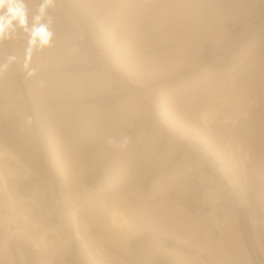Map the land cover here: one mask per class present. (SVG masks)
<instances>
[{"label": "rangeland", "instance_id": "374dc122", "mask_svg": "<svg viewBox=\"0 0 264 264\" xmlns=\"http://www.w3.org/2000/svg\"><path fill=\"white\" fill-rule=\"evenodd\" d=\"M151 1L0 0V264H264V0Z\"/></svg>", "mask_w": 264, "mask_h": 264}, {"label": "bare ground", "instance_id": "6f19581e", "mask_svg": "<svg viewBox=\"0 0 264 264\" xmlns=\"http://www.w3.org/2000/svg\"><path fill=\"white\" fill-rule=\"evenodd\" d=\"M142 0H138V4H142L144 1L146 2V3H152V1L151 0H143V2L142 3H139V2H141ZM163 1V0H162ZM161 1V2H162ZM171 0H169V1H164V3L165 2H170ZM90 2V1H89ZM115 2V1H114ZM154 2V1H153ZM156 2H159V4L161 3L160 2V0L159 1H156ZM173 2V1H172ZM128 3V2H127ZM135 3V2H134ZM148 3V4H149ZM164 3H162L163 4V6H166V3H165V5H164ZM136 4L137 3H135V6H136ZM158 4V3H157ZM170 6H172L173 4L172 3H168ZM168 4H167V7H169L168 6ZM175 4V3H174ZM178 4V3H177ZM201 4V3H200ZM134 5V4H133ZM145 6L147 5V4H144ZM161 5V4H160ZM179 5V4H178ZM197 5H198V3H197ZM128 6V5H127ZM139 6L140 5H138V8H139ZM142 6V5H141ZM145 6H142L143 7V9H146V11H147V9H149L150 7H148L149 5H147V7L145 8ZM153 6V5H152ZM177 6V5H176ZM180 6V5H179ZM182 6V5H181ZM131 7H132V5H131ZM157 7V6H156ZM155 7V8H156ZM161 7V6H160ZM184 7H186V6H184ZM194 7V6H193ZM130 8V7H129ZM137 8V9H138ZM177 8H178V6H177ZM181 8V7H180ZM199 8V7H198ZM134 9V8H133ZM156 9H158V8H156ZM164 9H166V8H164ZM162 10V11H164V12H167V11H169V10ZM172 9V8H171ZM170 9V10H171ZM184 9V8H183ZM182 9V10H183ZM141 10V9H140ZM139 10V11H140ZM180 10V9H179ZM127 11V10H126ZM134 10H131L130 12H131V14L130 13H127L128 15H133L132 17H134V13L136 12H133ZM138 11V10H137ZM139 11H138V13H139ZM144 11V10H143ZM158 12H156L157 13V18L159 17V16H161V14L159 15V12H161V10L159 11V10H157ZM171 11H173V9L171 10ZM177 11V10H176ZM150 12V11H149ZM173 12H175V10L173 11ZM172 12V13H173ZM133 13V14H132ZM154 13V15H155V10L151 13V14H153ZM161 13H163V12H161ZM144 14V13H143ZM147 14V13H146ZM150 14V15H151ZM165 14V13H164ZM126 15V14H125ZM139 15V14H138ZM137 15V16H138ZM140 15H142V14H140ZM163 15V14H162ZM169 15V14H168ZM174 15V14H173ZM127 16V15H126ZM136 16V15H135ZM144 16V15H143ZM143 16H139V17H143ZM164 16V15H163ZM131 17V18H132ZM147 17V16H146ZM145 17V18H146ZM152 17H153V15H152ZM152 17L150 18V19H152ZM169 17V16H168ZM168 17H166V19L168 18ZM175 17L177 18V17H179V16H176L175 15ZM127 18V17H126ZM135 18V17H134ZM134 18L132 19V21L134 20ZM145 18H143L144 20H145ZM138 19V18H137ZM147 19V18H146ZM156 19V18H155ZM164 19V18H163ZM169 19V18H168ZM172 19V18H171ZM143 20V21H144ZM152 20H154V19H152ZM138 21V20H137ZM159 21V20H158ZM167 21V20H166ZM170 21H172V22H174V19L173 20H170ZM169 21V22H170ZM184 21V20H183ZM130 22V19H129V21H128V23ZM134 22V21H133ZM186 22V21H185ZM131 23V22H130ZM141 23H142V21H141ZM156 23V22H155ZM166 23V22H165ZM140 24V23H139ZM154 24V23H153ZM158 24V23H157ZM160 24V23H159ZM185 24V23H184ZM190 24V23H189ZM127 25L128 24H126V27H127ZM132 25V24H131ZM138 25V24H137ZM155 25V24H154ZM166 25V24H165ZM176 25V23L174 24V26ZM129 26V25H128ZM161 26H162V23H161ZM169 26V25H168ZM172 26V25H171ZM138 27V26H137ZM144 27H146V26H144ZM154 27V26H153ZM155 27H156V25H155ZM173 27V26H172ZM123 28H125V26L123 27ZM157 28V27H156ZM166 28H167V26H166ZM163 29V28H162ZM161 29V30H162ZM160 30V31H161ZM142 32V31H141ZM159 33H161V32H159ZM162 34V33H161ZM163 35V34H162ZM156 38V37H155ZM138 53H140V52H138ZM141 60V59H140ZM137 63V62H136ZM207 115H209L208 113H206ZM206 114H204L203 115V117L206 115ZM233 121V120H232ZM2 147V146H1ZM0 147V148H1ZM230 150H229V152H230V155L232 156V159H233V162L234 163H236V165L238 164H242V162H241V160L240 159H238V158H236L235 157V154L233 153V150L231 149V147L229 148ZM8 155H10L9 157L10 158H12V159H15L16 160V156L13 154V153H11V151L9 150V149H4V150H1L0 149V158L2 157V156H8ZM5 157V158H6ZM9 159V158H8ZM3 161H4V159H3ZM238 161H239V163H238ZM9 162V161H8ZM72 162V161H71ZM3 166V165H2ZM9 172H11V170H9ZM12 173H13V171H12ZM10 175H11V173H9ZM0 182H1V185H2V189H3V191H4V193L6 194V196L8 197V198H10L11 196H10V191H8V188H7V186H6V180H5V176H4V174H3V171H2V169H1V163H0ZM9 190H10V188H9ZM86 201L88 202V199L86 198ZM113 208V207H112ZM105 209V208H104ZM76 210V209H75ZM75 210L74 209H71L70 211H69V213H70V216L72 217L71 219L74 221V224L75 225H77V223H76V219H75ZM110 212H109V215L108 216H110V218H111V221H112V223H115V224H120V223H123V222H125L126 220V218L125 217H123V215L119 212V211H117L116 209L114 210V209H108ZM106 212H108L107 210H106ZM40 214V213H39ZM42 214V213H41ZM36 216V215H35ZM41 216V215H40ZM43 216V215H42ZM41 216V217H42ZM230 216V215H229ZM228 216V217H229ZM232 216V215H231ZM230 216V217H231ZM230 217H229V219H230ZM233 219V218H232ZM234 219H235V217H234ZM231 220V219H230ZM231 223V222H230ZM232 224H235V223H233V221H232ZM32 225H33V227H35L36 229H37V231H38V240H39V242H40V244L41 245H43L44 247L45 246H47L48 244H49V242H48V238H47V236H48V234H54L55 236H58L59 237V234H58V232H57V224H53V225H49V226H45V227H39L38 226V224H37V222H32ZM227 226H229V224L227 225ZM230 228V231H232V230H234V229H232L231 230V226H229ZM78 234V235H77ZM76 235L77 236H81V234L77 231V233H76ZM37 240V239H36ZM40 247H42V246H40ZM43 247V248H44ZM42 248V249H43ZM260 249V248H259ZM42 251H45V250H42ZM45 253H47L46 251H45ZM261 253V255H262V252H260ZM241 257V256H240ZM246 259H247V257L246 256H244ZM92 259H94L93 257H91ZM239 259V258H238ZM94 261H96V260H94ZM248 261L249 260H247V264H248ZM237 262V261H236ZM242 262V261H241Z\"/></svg>", "mask_w": 264, "mask_h": 264}, {"label": "clouds", "instance_id": "9594fccd", "mask_svg": "<svg viewBox=\"0 0 264 264\" xmlns=\"http://www.w3.org/2000/svg\"><path fill=\"white\" fill-rule=\"evenodd\" d=\"M9 10L11 11V19L16 20L19 19L21 25L25 24V14L23 11V6L18 4L9 3L7 5ZM39 19V18H37ZM34 36H39L41 38L42 44H47L48 42V35L45 32L43 27L37 29L33 33Z\"/></svg>", "mask_w": 264, "mask_h": 264}, {"label": "built area", "instance_id": "2783aa9c", "mask_svg": "<svg viewBox=\"0 0 264 264\" xmlns=\"http://www.w3.org/2000/svg\"><path fill=\"white\" fill-rule=\"evenodd\" d=\"M8 44L6 38L0 29V63L8 59Z\"/></svg>", "mask_w": 264, "mask_h": 264}]
</instances>
